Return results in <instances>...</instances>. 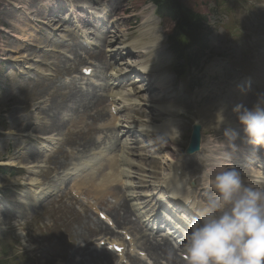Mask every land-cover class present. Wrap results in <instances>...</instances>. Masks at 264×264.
<instances>
[{
    "label": "rangeland",
    "instance_id": "1",
    "mask_svg": "<svg viewBox=\"0 0 264 264\" xmlns=\"http://www.w3.org/2000/svg\"><path fill=\"white\" fill-rule=\"evenodd\" d=\"M29 1L20 0L22 3V16L13 6L10 5L8 6V10H5L0 4V21L4 23L0 26V49L4 55L0 53V64H2L0 65V119H4V126L6 127V131L3 133L0 141V157L2 160L7 161L9 165L16 163L14 165L15 167L25 169L24 172L13 169L8 170L10 175L17 173L23 174V177L17 179L9 177L12 184H9L6 177L0 176V232L7 234L5 241L11 238L14 239L13 242L6 243L4 245L5 247L9 250L17 247L19 250L25 249L29 251L34 257L33 260L29 261V264H109V262L110 264H121L119 261L121 258L114 255L110 258L109 254L111 253H107L105 249H102L105 247L100 246L99 241L101 239L106 241L104 234H102L105 232L100 230L101 225L98 224L99 218L94 213L96 207H91L92 205L100 204L99 206L102 208V211H105L106 215L109 214L111 216L116 208L115 203L118 200L117 197L110 195V193H105L99 200L95 201V199L88 197L87 194L78 200L74 197L75 192H73L75 190V181L78 179L75 176L77 169L81 167L89 171L95 169L96 167L94 165L102 159H95L96 155L100 153L104 155L116 154L128 164L126 167L128 177H125L124 181L122 180L123 183L125 182L124 185L126 187L123 189L118 187V190H120L122 196L124 195L126 199L132 197L130 203L129 200L126 201L131 208V219L134 224L139 223L136 219L138 210L136 211L131 203L141 204L139 207L140 215L153 213L156 204L158 206L156 212H159V207L163 203L157 200V197L163 196V182L176 167H181L183 170L181 175L182 182L179 184L181 191L179 190V196L176 195V197L178 196V199H181L184 196L194 194L192 199L197 201L198 205H201L203 201H207L212 196L210 194L208 196L209 192L205 194V191H198L200 184H202V188H208L206 191L211 189L206 184V179L208 178L206 176L212 173L209 170L206 172L205 168L201 174L202 165H213L212 167H217L218 169H216L219 171V168L228 161L227 166H234L242 175L247 177L253 176L252 181L242 178L246 183L251 181V184L255 183L257 186L262 187L264 185H259L264 181V170H262L264 165H262V162L257 156L259 152H263L264 147L253 146L247 142L243 127L239 124L237 114L233 111L238 104H244L251 109L257 103L258 94L264 93V0H191V2L183 0L202 14L208 15L209 29L211 32V49L204 65L192 71L190 75L187 72L185 74L181 69V73L185 75L183 79H179L173 74L176 65L173 55L167 46L163 47L161 44L160 54L164 52V55L162 54L165 64L164 67L168 65L172 71V75H168L169 77L166 79L169 82V93L167 97L163 98L162 102L146 106H149L150 109L156 112L168 110V112L177 113L180 116L174 115L172 118L165 117L166 119L162 118L165 119L164 121L162 120L163 122L161 121L162 123H153L152 126L155 127L154 132H163L164 129L168 128L165 126L172 124L175 138L171 139L168 137L164 139V142L168 144V146L165 145L166 148L163 147V143L157 146L153 144L149 147L150 153L146 159L139 158L137 153L134 154L133 152L135 150L133 148L136 147L137 150L141 151L144 145L148 146L150 144L149 140L153 141V138H148L149 140H147L144 136H140L139 133L138 136H135L134 130H132L133 127L127 125L130 121L134 124H143L141 122L142 118L136 112V106L132 108L129 106V104H136L140 107L143 105V102L139 101V98L135 94L131 95L132 88L128 85H120V88L117 87L113 93L103 91V88L108 83L111 82V85L118 83L116 81L119 80L118 72L123 66H120V62L113 65L110 63L112 67L101 64L107 68L103 70L99 63L88 58V62L93 65L81 63L77 67V72L74 73L77 65H73V61L77 57L82 59L86 58L85 54L88 51L96 53L99 47L103 49L102 42L95 38L94 47L88 50L81 41L74 37V30L71 31L68 24L63 22L57 26V22H53L56 18L48 15L46 17L48 19L44 20L45 25H41L39 23L41 21L39 20L40 14L36 15V11L42 8V13H44L43 7H48L50 2L54 5L67 3L70 6L69 12L60 14V18L63 20L67 15L69 18L76 17L75 19L79 23L78 26L81 28L76 31V34L80 31L86 33L88 30L85 29L84 31L82 29L83 26L81 24L84 23L83 21L85 19L81 17L86 16L87 19L94 23L97 22L95 21V16L103 17L101 15L102 13L108 14L110 12L107 16L109 22H105L104 33L108 30L115 34L123 30L124 35L117 33L119 37H127L129 34H133L128 40V43L125 44H122L120 40L116 39L118 43H114L115 51L113 57L120 55L121 58H124V64L134 67L137 65L141 67L145 64V59H139L137 56H128L129 52L134 51L132 44L145 41L146 39L142 37L144 34L157 35L163 41L169 31L170 25L155 18L157 17L156 14L155 17L152 15L153 4L151 0H99L100 2L98 0H87L88 5H86L87 8L84 11L91 8L88 11L90 14L85 13L83 9H79V6L82 4L81 0H38L34 3V6L32 3L30 5ZM31 8L36 9L33 10V14L30 12ZM125 11L126 13L123 15L122 12ZM26 12L27 16L25 14ZM125 20H128L127 23H124ZM115 22H118L117 26L114 25ZM52 29L57 30L53 31ZM132 29L134 30L131 31ZM161 29H163V32ZM129 31L131 32L129 33ZM54 33H56V37ZM111 35V33L108 35V39H112L110 38L112 37ZM71 45H78V48L81 49L79 51H76V49L72 50L73 46ZM31 46L34 49H31ZM113 47L111 48L112 50ZM133 47H136L135 44ZM145 47L148 48L146 45ZM142 50L145 52L148 49ZM49 52H55L56 57L59 58L47 57V53ZM102 53L105 61L110 62L109 57L106 59L105 52ZM57 54H62V57H60L61 55L57 56ZM91 55L92 57H96L94 54ZM152 57L155 62L152 61L150 64L157 63V58L154 53ZM150 64L147 65L150 70H153L154 67ZM41 65H47L48 68H43ZM92 66L94 75L91 78H84L79 74L83 67ZM123 69L125 70V67ZM56 70H59L62 75L55 77ZM65 70H67L66 73ZM139 70L140 68L136 67V72H139ZM140 77L144 78L142 79L144 82L137 81ZM145 78L144 76L134 75V82L132 83L138 84V87L142 85L147 86L149 82ZM120 80L122 82V79ZM52 81L57 86H68L74 82L77 85L76 91L79 90L84 95L94 93L96 96L99 95L98 97L103 96L105 99H108L99 108H103L105 104L107 105L104 117H111L112 111L118 112V115L114 116L121 122L119 123V129L116 128L113 132L111 131L112 129H107L109 131H104L105 133L95 137L98 144L94 149L86 153L78 152L73 156L74 152H77L75 149L80 148V145H82V140H93V137L96 135V129L98 128L96 125H103L104 121L98 123V118L94 117L99 114V108L94 110L90 109V115L93 114L94 117L92 118L88 115H81L80 113L83 109H77L79 116L76 110H72L71 108L67 109L66 107V110L61 113L62 120L55 114L57 111H36L33 109L34 105L38 103L33 99L29 103V100L35 95H41L42 93H45L46 96L49 95L53 91L50 88ZM74 83L72 85H75ZM72 85L68 92L73 88ZM152 85H154V89L150 91L152 96L163 95L160 89L155 87L154 83ZM249 85L250 87H248ZM89 86H91V90L87 92L86 88ZM110 86H108L109 90ZM47 87L49 89H46ZM68 92L62 96L65 95L67 97ZM118 93H121L123 98L128 101L124 102L122 98L118 97L119 102L117 103V99L114 104L112 102L114 99L111 95L115 96ZM10 98L14 101V105L12 106L8 104ZM53 98L51 97L48 101ZM64 101L65 104H68L65 99ZM88 102L89 99H81L80 105H85ZM112 103L114 105L113 108L111 107ZM46 105V102L45 104L43 103L42 108ZM72 106L74 105L72 104ZM26 109L33 111H27ZM133 111L139 116V119L133 118L135 117ZM32 112L33 114L31 115ZM35 113L38 115L52 116L49 119L45 117V121L48 120L45 125H38L42 123L44 117L34 116ZM221 113L225 118L224 123L220 121L219 114ZM130 118L133 119L128 121ZM57 119L58 121L60 120V124H63V127L58 130L60 132L63 129L60 133L51 132L52 134L46 136L39 135L40 133L44 134L45 132L43 131L46 130V127L53 120L56 121ZM111 120L109 119L107 124ZM63 121L66 123L65 128ZM70 121L71 123L69 125L68 123ZM27 122H29L28 125ZM194 123H200L202 125L204 143L205 145H209L211 151L222 150L224 152L231 151L223 148L225 145L228 147L231 141H229L230 137H225L224 132L226 129L231 130L232 127L230 126H236L235 133L238 136L239 144L234 143V145H241L242 151L245 152L242 156L243 158L239 159L234 154L225 156V154L222 155V152L218 155L211 156L208 154L209 149L207 147L205 148L208 151L207 153L196 157H187L184 151L189 143L191 128ZM31 124L38 125L36 126V131L29 126ZM91 124H93V131L89 133L87 132V127ZM80 125L82 131L78 129ZM173 128L180 129V133L177 135ZM129 130H132L130 135L127 134ZM124 132H127L126 135L123 134ZM159 134L156 133L155 135ZM80 136L83 137L80 138ZM40 139H42V142H40ZM242 141L245 142V145ZM63 142L66 146L63 145ZM119 143L124 144L123 149L119 146ZM136 143H138V146ZM61 146L65 152H70V149L67 147L69 146L71 152L64 153L61 148L58 150ZM175 149L177 150L174 151ZM57 150L58 152L56 154L61 153L66 159L70 160L64 161L61 158L59 169L53 171V165L55 166V164L52 165L48 162L55 161L56 154L54 153ZM19 152H23L25 155L29 154L27 157H30V154H35L36 157L44 156L47 160L40 163L39 167L31 168V164L27 162V159L25 161L23 157L16 156ZM173 153L178 155L175 156ZM36 157L32 160L33 163L36 162ZM247 161L250 163H247ZM193 162L194 165L187 170V166ZM85 163L87 166L83 165ZM28 171H33L34 174H30ZM250 171H254L257 174H251ZM36 172L39 173L36 174ZM200 174L203 180L199 178ZM141 178L147 179V183H142ZM143 185L146 187H143ZM155 186L157 189L159 188L158 195V190L155 189ZM42 192H46L49 196L45 200L40 201L37 206L19 204V201H23L22 196H26L30 200H35L41 196ZM82 192L86 194L84 190ZM180 194L183 197L179 198L181 196ZM201 195H205V200ZM149 198L154 199L156 202L153 200L151 202ZM90 218V223H88L87 221ZM152 221L153 219L148 221V224L150 223L149 227H144L142 224L143 228L141 229L139 226V233L133 232L129 227L120 225L121 223L118 224L117 221L115 223L118 229H125L126 231L134 233L137 237L131 235L134 237L136 244H143L147 235L163 243V235H156L154 237L147 230L152 228ZM15 238H18L19 241ZM118 238V240L122 239L119 236ZM151 238L148 236L149 240ZM112 240L116 239L113 238ZM159 240H162V242ZM83 246L87 247L82 248V250L81 247ZM77 251L79 252L77 253ZM146 254L148 255L147 252ZM146 258V260H139L137 257H129L127 264H160L161 261H164L159 260L158 262L160 263H156L149 255ZM17 263L19 264V262Z\"/></svg>",
    "mask_w": 264,
    "mask_h": 264
},
{
    "label": "bare ground",
    "instance_id": "2",
    "mask_svg": "<svg viewBox=\"0 0 264 264\" xmlns=\"http://www.w3.org/2000/svg\"><path fill=\"white\" fill-rule=\"evenodd\" d=\"M36 1H38V0H32V4H33V6H34V3L36 2ZM103 1V0H102ZM98 2H100L99 0H98ZM85 3L82 1V4H81V6H79V9L81 10V9H83V11H84V9L85 8H87L86 7V5L87 4H85ZM84 7V8H83ZM90 8V7H89ZM78 9V10H79ZM3 10V9H2ZM33 10H36V9H33ZM49 10L50 9H44L43 10V12L45 13V15H47V13L49 12ZM91 10V8L89 9V10H87V11H90ZM41 11V10H40ZM40 11H36L37 12V14L36 15H39L40 14V17L39 18H45V15H44V13H40ZM82 11V12H83ZM85 13H86V10L84 11ZM83 12V13H84ZM2 13H4V12H2ZM7 13V12H6ZM8 14V13H7ZM9 16V15H8ZM38 17V16H37ZM111 17V16H110ZM5 18V17H4ZM12 18V17H11ZM38 18V19H39ZM46 19H48V18H46ZM40 20V19H39ZM76 20V19H75ZM86 20V19H85ZM124 20V19H123ZM41 21H43V20H41ZM122 21V20H121ZM127 21L128 20H125L124 21V23H127ZM65 23V21H63V20H61V19H57V23H59V24H61V23ZM84 23H85V21H83ZM76 23L77 24H79L77 21H76ZM84 23H82L81 25L83 26V24ZM118 23V22H117ZM116 22L114 23V25H118ZM0 24L2 25V24H4L2 21H0ZM40 26V25H39ZM103 26H104V24H103ZM84 31H85V29H83ZM114 31V30H113ZM123 31V30H122ZM122 31H118L117 33H122L123 35H124V33L122 32ZM125 31V30H124ZM81 33H83V31H80ZM105 32V31H104ZM112 34L111 36L112 37H110V38H112V39H108L109 38V34ZM117 33H115V34H113L112 32H107V34H106V37H105V40H104V47L103 48H106V47H113L114 46V43H116L117 41H116V39H118V40H120L121 41V43L122 44H125L127 41H128V38L129 37H131L133 34H129L127 37L126 36H122V37H119L118 36V34ZM156 33V32H155ZM27 34H28V32H27ZM83 34H85V33H83ZM142 37L143 38H145L146 40L145 41H142L141 43H135V46L136 47H133V49H139V51H137V52H134L133 51V53H135V56H137L139 59L141 58H144L145 59V61L146 62H152V61H154V59H153V57H152V54L153 53H155L156 55H158V57H157V63H156V67H158L155 71H150L149 72V78H150V82H154V84H155V87L157 88V89H160V91H161V93L163 94V95H161V94H159L158 96L156 95V96H152L151 94H150V91H152V89H154V85H152V83H150V84H148L147 86H144V85H142V86H140V87H138V84H136V83H132L131 82V80H132V75L133 74H135L136 73V71H135V67H128L126 64H124V62H123V60H124V58H121V56L119 55H116L115 57H113V59H114V62L115 63H118V62H120V66H123L122 67V69H120V71L118 72V75H119V78L120 79H122V82L121 83H113L111 86H110V91H112V90H114V89H116L117 87H119L120 85H122V84H130V86L133 88V94H135V96H137L138 98H139V100L140 101H142L143 102V105L142 106H140L139 108V110H136V112H137V114H139L140 115V117L142 118V120H141V122L142 123H159V122H161L162 120H164V119H162V118H165V117H168V116H174V115H178L177 113H173V112H168V110H166V111H164V112H161V111H159V112H156L155 110H152V109H150L149 108V106H146V105H149V104H153V103H157V102H162V100H163V98H165V97H167V95H168V86H169V82H167L166 81V79H167V76H164L163 78H161V76L163 75V74H165V73H167V71H166V67H164V61H163V59H162V54L164 53H161L160 54V45L162 44L161 42V40H160V37L159 36H157V35H153V34H144V35H142ZM142 39V38H141ZM85 41H87V40H85ZM164 43V42H163ZM29 44V43H28ZM25 45V44H24ZM30 45V44H29ZM28 45V46H29ZM36 45V44H35ZM145 45L146 46H148V48L147 47H145ZM16 47V46H15ZM25 47V46H24ZM66 47V46H65ZM81 47V46H80ZM28 48V47H27ZM124 48V47H123ZM140 48H142V49H148V50H145V52L142 50V49H140ZM31 49H34V47H32L31 46ZM76 49V51H78L79 49H81V48H78V45L77 46H74L73 45V49L72 50H75ZM121 49V48H120ZM26 50V49H25ZM33 51H35V50H33ZM100 51H102V52H105V50L104 49H99V52H97V53H92V52H89L88 53V58L90 59V60H95V61H98L99 63H101L102 65H104V66H107V65H111L110 63L108 64V63H106V61H105V58H104V55H103V53L102 52H100ZM113 52L115 51V49H114V47H113V50H112ZM162 51V50H161ZM84 52V51H83ZM130 53H132V51L131 52H129V54H128V56H133L134 57V55L133 54H130ZM52 56H54V57H56V55H55V53H50ZM91 54H94V56H96V57H92V55ZM60 56V54H57V56ZM164 55V54H163ZM166 55V54H165ZM62 57V56H61ZM166 60V59H165ZM75 62H80V60L79 59H76V61ZM155 62V61H154ZM125 67V70L123 69ZM140 67V66H139ZM166 68V69H165ZM87 69H91L90 67L89 68H87ZM144 70V69H143ZM113 71H114V69H113ZM115 72V71H114ZM144 75H147L146 73H148V71H144ZM148 76V75H147ZM118 78V77H117ZM130 81V82H129ZM111 83V82H110ZM73 86V88L71 89V91H69L68 92V95H67V97L64 95V96H62L61 98H62V102H63V106H64V108L63 109H66V107H68V104H73V105H75V106H77L78 108H80V109H83V111L80 113L81 115L83 114V115H88V116H91L92 118H94V117H96V118H99L100 116H102V115H105V113H100L99 112V114H97L96 116H94L93 117V114L92 115H90V109H97V108H99L101 105H103L104 104V99H103V97H98V96H96V95H91V94H86V95H84L81 91H76L77 90V88H76V85H72ZM108 86L109 85H107L106 86V88H108ZM122 87V86H121ZM50 92V91H49ZM117 96H120L121 98H122V95H121V93H118V94H116V97ZM116 97L114 98V101H113V103L115 104V102H116ZM89 99V102L87 103V104H85L86 103V101H85V105H80V102H81V99ZM64 99L68 102V104H65V101H64ZM34 100V99H33ZM106 100H108V99H106ZM122 100H124V102H126V101H128V100H125L124 98H122ZM118 101V100H117ZM131 101V100H130ZM49 103H51V104H54V106H53V110H55V111H59V110H61V108L60 107H62V104L61 103H56V98L54 97L53 99H51L50 101H48ZM83 102V101H82ZM36 103V102H35ZM113 103H112V106H113ZM45 104V103H44ZM83 104V103H82ZM67 105V106H66ZM28 107V106H27ZM26 107V108H27ZM102 108V107H101ZM33 109H35L36 111H42V110H51V106H49L48 108H42V103H38V104H35L34 105V107H33ZM53 110H51L52 112H53ZM92 112V111H91ZM76 113H77V110H76ZM77 115H79L78 113H77ZM54 116V115H53ZM80 116V115H79ZM178 116H180V115H178ZM178 116H175V117H178ZM58 117V116H57ZM78 117V116H77ZM85 117V116H84ZM53 118H56V117H53ZM101 118H103L104 119V116H102ZM79 119V118H78ZM84 120V119H83ZM51 121V120H50ZM60 121V120H59ZM58 121V119L55 121V120H53L52 121V123L50 124V125H48L47 127H46V130L45 131H43V132H45L46 134H49V133H51V132H56V131H58V130H60L62 127H63V124H60V122ZM140 121V120H139ZM221 121V120H220ZM29 123V122H28ZM119 119L117 118V117H113L112 118V120H111V122H109L108 124L106 123V124H103V125H99L98 126V124L96 125V126H98V128L96 129V132H95V134H97V133H99V132H104V131H109V130H107V129H112L111 131L113 132L114 131V129H116V128H118L119 126ZM224 123V122H223ZM134 123L132 122V121H130V123H127V125H129V126H132ZM92 125L93 124H91V125H89L88 127H87V132H89V133H91V131H93V129H92ZM171 126L173 127V125L172 124H169V125H167V126H165V127H168V128H166V129H164L163 130V132H161L159 135H155L153 132L152 133H147V136H148V138L149 139H151V138H153V143H155L154 145H158V144H161L162 143V141H163V139H160L159 138V136H162V137H166V138H175V134H174V131L172 130V128H171ZM175 126V125H174ZM230 127H232V131L233 132H236V126H230ZM38 128V127H37ZM43 129V128H42ZM78 129H80V131H82L81 130V125L79 126V128ZM174 129V128H173ZM63 130V129H62ZM61 130V131H62ZM89 130V131H88ZM59 132V131H58ZM128 132V133H127ZM127 132H124L123 134H125L126 135V133L127 134H129L130 135V132L132 133V130H129V131H127ZM44 133V134H45ZM76 137V136H75ZM83 137V136H82ZM81 136H80V138H82ZM87 138V137H86ZM90 138V137H89ZM165 138V139H166ZM225 138V137H224ZM84 139V138H83ZM219 139V138H218ZM176 140V139H175ZM231 140V138L229 139V141ZM150 141H152V140H150ZM75 142V141H74ZM78 142V141H77ZM81 142H83V143H81L82 145H80V148H77V149H75V150H77V152H78V150H80L81 149V151L82 152H88V151H90L91 149H94L95 147H96V142L94 141V140H87V139H85V140H82ZM175 142H177V141H175ZM174 142V143H175ZM243 142V144L245 145V142L244 141H242ZM79 143V142H78ZM77 143V144H78ZM164 143V142H163ZM234 143L235 144H239V139H238V136H237V138H236V140L234 141ZM247 143V142H246ZM137 144V146H138V143H136ZM176 144V143H175ZM203 144H204V142H203ZM240 144H242V143H240ZM122 145V144H121ZM150 145H153V144H150ZM243 146V145H242ZM72 147H74V146H72ZM149 147L150 146H143V148H142V150L141 151H139V150H137V148H134L133 150H135L133 153L134 154H138V156H139V158H141V159H146L147 157H148V154L150 153V149H149ZM163 147L164 148H166L165 147V145L163 144ZM208 148L209 149V152L205 149V148ZM224 149H228V150H231V151H229V152H224V151H222V150H217V151H211V148L209 147V145H203L202 146V152L204 153V149H205V153H207L208 152V154L209 155H211V156H214V155H218L219 153H221L222 152V155H224L225 154V156L226 155H229V154H234L237 158H239V159H241V158H243L242 156L245 154V152H243L242 151V147H241V145H238V146H235L234 148L233 147H230V146H224L223 147ZM149 149V150H148ZM181 152V151H180ZM217 152V153H216ZM132 153V152H131ZM174 154V153H173ZM175 156H177V154H174ZM96 156H98V157H95V159H99V158H102L98 163H97V165L99 166V170H98V172L94 175V174H89V175H86V172H82L81 173V175L80 176H78V178H79V181L78 182H76L75 183V190L80 194V192H81V194H84L82 191L84 190L85 192H86V194H88V196L89 197H91V198H93V199H95V201L96 200H99V198L101 197V196H103L105 193H110V195H113V196H116L117 197V202L115 203V205H116V208H115V210L113 211V213H112V215L110 216L109 214V216H107L108 218H109V220L110 221H117V223L118 224H120V225H122V226H125V227H129L131 230H133V232H136V233H139V226H140V228L142 229L143 228V226H142V222H141V220H138V217L140 216V205L141 204H134V203H131L132 204V206H133V208L134 209H136V211L138 210V214H137V216H136V219L139 221V223L138 224H134V222L132 221V219H131V208L129 207V205H128V202L126 201V200H129V203H130V201H132V197L129 199H126V197L123 195L122 196V194H121V192H120V190H118V187H121L122 189L124 188V187H126V185H124L125 184V182L123 183V181H124V179H125V177H128V172H127V169H126V167H127V163H126V161H124V160H122L121 158H120V156H118V155H113V153H112V155H104L103 153H100V154H97ZM34 157V155L33 154H30V157H27V160H33V159H35V158H33ZM174 157V156H173ZM50 161V160H49ZM226 161V160H225ZM35 162V161H34ZM192 162V161H191ZM33 163V162H32ZM124 163H125V165H124ZM230 164V163H229ZM233 164V163H232ZM194 165V162L193 163H190V165H189V167H192ZM228 165V161L227 162H225L222 166H227ZM213 166V165H212ZM221 166V167H222ZM173 167V166H172ZM202 167V166H201ZM220 167V168H221ZM217 168V167H216ZM220 168H219V170H220ZM176 169V168H175ZM175 169L173 170V172L171 173V174H169V176L164 180V182H163V184H164V187L166 188V192H168V193H170L171 194V196L174 198V199H176V200H178V194L180 193V191H181V188H180V186H179V184L181 183V178H179L178 176H177V174H176V171H175ZM191 170V169H190ZM198 170V169H197ZM29 172V171H28ZM249 173V172H248ZM250 173L252 174V173H255L254 171H250ZM250 174V175H251ZM255 174H257V173H255ZM259 174V173H258ZM86 175V176H85ZM249 175V174H248ZM81 176H83V177H81ZM213 176V174H209V176H206V177H208V178H210V177H212ZM256 176V175H255ZM258 176V175H257ZM81 177V178H80ZM247 177V176H246ZM253 177V176H252ZM207 178V179H208ZM257 179V178H256ZM259 179V178H258ZM123 180V181H122ZM99 181V182H98ZM197 181V180H196ZM250 181V180H249ZM252 181V180H251ZM250 181V182H251ZM260 181H263V180H260ZM141 182L142 183H147V179H145V178H141ZM249 182V183H250ZM264 182V181H263ZM263 182H262V184H263ZM139 183H140V180H139ZM258 183V182H257ZM165 184H166V186H165ZM255 184V183H254ZM178 186V187H177ZM264 186V185H263ZM262 186V187H263ZM143 187H146V186H144L143 185ZM142 188V187H141ZM120 189V188H119ZM180 190V191H179ZM206 192H208V191H206ZM167 194V193H166ZM176 195H178L177 197H176ZM181 195V194H180ZM205 196V195H204ZM204 196H201L204 200H205V198H204ZM208 196H209V193H208ZM128 197V196H127ZM181 197H183L182 195L179 197V198H181ZM189 198H190V195L188 196H184L183 198H181V200H184L185 202H187L188 200H189ZM149 200L152 202V199L151 198H149ZM183 201V202H184ZM197 202V201H196ZM196 205V203L194 204V206ZM201 206V205H200ZM199 206V207H200ZM198 208V207H197ZM197 208H195V207H193V210H194V212L196 213V211H197ZM190 209H192V208H190ZM135 213V212H134ZM188 215H190V216H193V214L192 213H187ZM113 216V217H112ZM111 217V218H110ZM151 217V218H150ZM150 217H148V219L150 218V219H152V218H154L155 217V214L154 213H152L151 214V216ZM167 219H169V217H166ZM112 219H114V220H112ZM140 219H142V218H140ZM88 220V219H87ZM90 220H91V218L89 219V221H87L88 223H90ZM115 221H114V224H115V227H116V229L119 231V230H121V229H118V227L116 226V223H115ZM150 221V220H149ZM87 224V223H86ZM98 224H100L101 225V227H100V230H102L103 232H105V233H102V234H104V236L107 238V240L106 241H109L108 239V237H115V238H117L118 239V237L115 235V231L114 230H112V229H110V227H109V225L107 226V225H105L103 222H101V221H98ZM119 226V225H118ZM176 226V225H175ZM147 229V228H146ZM124 231H126L125 229H123ZM90 231V230H89ZM85 232H87V231H85ZM88 233V232H87ZM136 236L134 233H131V232H129V231H126V235L127 236H131L132 237V239H131V243L133 244V247H137V251L138 250H141V251H143L145 254H146V252L148 253V255L152 258V259H154L155 260V262L156 263H160V262H158L159 260H164V261H166V259L167 260H171L172 259V261H174V262H176V264H186L185 262H183L182 260H180L179 259V257H178V259H176L174 256H173V253H172V250H174L173 248L171 249L170 248V244H169V242L167 241V240H165L164 241V243L163 244H160V243H157V242H155V241H151V240H149L148 239V235L145 237L146 239H145V242L143 243V244H140V248H138V244H136L135 243V239H134V237L132 236ZM125 237V236H124ZM137 237V236H136ZM101 240H103L104 241V239H101ZM100 240V241H101ZM118 241V240H117ZM120 241H122V240H120ZM111 244H119V243H115V242H113V243H111ZM111 244H108V245H111ZM119 245H121V246H124V244H122V243H120ZM85 247H87V246H83V247H81V249L82 248H85ZM130 248H131V244H130ZM83 250V249H82ZM79 251H77V253H78ZM112 253L111 254H109V256H110V258L112 257ZM146 256H147V254H146ZM107 259V258H106ZM106 261H109V260H106ZM105 261V262H106ZM109 264H110V262H109Z\"/></svg>",
    "mask_w": 264,
    "mask_h": 264
},
{
    "label": "clouds",
    "instance_id": "3",
    "mask_svg": "<svg viewBox=\"0 0 264 264\" xmlns=\"http://www.w3.org/2000/svg\"><path fill=\"white\" fill-rule=\"evenodd\" d=\"M233 111L247 142L264 147V93L251 109L238 104ZM224 135L234 148L237 134L226 129ZM206 184L214 194L188 225L183 243L186 264H264V187L246 183L234 166H222Z\"/></svg>",
    "mask_w": 264,
    "mask_h": 264
},
{
    "label": "trees",
    "instance_id": "4",
    "mask_svg": "<svg viewBox=\"0 0 264 264\" xmlns=\"http://www.w3.org/2000/svg\"><path fill=\"white\" fill-rule=\"evenodd\" d=\"M160 16L176 23L170 42L172 49L184 58L189 67H198L207 49L204 34L206 16L182 0H153Z\"/></svg>",
    "mask_w": 264,
    "mask_h": 264
},
{
    "label": "water",
    "instance_id": "5",
    "mask_svg": "<svg viewBox=\"0 0 264 264\" xmlns=\"http://www.w3.org/2000/svg\"><path fill=\"white\" fill-rule=\"evenodd\" d=\"M200 131H201V127L199 125H195L194 131L191 137V143L187 150L188 155H191L200 149Z\"/></svg>",
    "mask_w": 264,
    "mask_h": 264
}]
</instances>
